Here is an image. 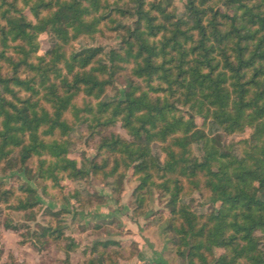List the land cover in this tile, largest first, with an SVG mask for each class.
Segmentation results:
<instances>
[{
  "label": "trees",
  "instance_id": "obj_1",
  "mask_svg": "<svg viewBox=\"0 0 264 264\" xmlns=\"http://www.w3.org/2000/svg\"><path fill=\"white\" fill-rule=\"evenodd\" d=\"M147 1L0 0V164L15 162L18 172L33 180L29 164L38 158L39 186L57 182L60 174L83 179L87 172L68 157L66 117H74V126L91 115L108 130L120 123L129 139L116 132L101 137L91 162L94 176L103 173L121 183L133 168L137 192L161 189L169 197L168 227L177 253L186 257L188 251L190 264H264L257 236L264 235V0H219L204 9L186 0L191 6L186 19L155 4L154 10L176 20L161 43L154 39L168 28L157 23ZM119 17L134 21L124 27L114 57L103 47L68 54L72 42ZM41 34L53 36L55 44L39 56ZM120 75L129 78L125 97L100 102ZM81 96L88 100L79 106ZM246 130L249 138L231 145L219 134ZM154 143L161 144L162 158L153 154ZM18 192L15 210L37 207L32 187ZM194 192L220 203L218 212L197 214L185 200ZM15 196L16 190L0 183V204ZM62 231L43 227L35 239L71 241ZM215 249L225 253L215 258ZM106 255L100 252L99 262Z\"/></svg>",
  "mask_w": 264,
  "mask_h": 264
},
{
  "label": "rangeland",
  "instance_id": "obj_2",
  "mask_svg": "<svg viewBox=\"0 0 264 264\" xmlns=\"http://www.w3.org/2000/svg\"><path fill=\"white\" fill-rule=\"evenodd\" d=\"M259 2L254 0L251 4ZM200 8L214 7L219 0H196ZM158 4L167 12L175 13L179 18H188L190 7L186 0H148L147 9L158 16L157 23H165L168 30L162 32L154 40L161 43L163 36H171L175 19L168 20L165 15L153 5ZM25 13L31 18L28 8ZM116 24H101L100 31L91 37L82 36L72 42L68 47V54L80 52L92 47H103L107 53H114L122 45L124 27L133 25V17H119ZM184 26L183 29L189 28ZM190 34V33H189ZM197 39L196 32H191ZM40 52L44 55L55 44V38L48 34L39 36ZM129 78L125 75L117 77L114 85L108 89L100 102L125 97ZM82 96L78 99L81 106ZM96 104L98 100H90ZM186 119L189 114L181 108ZM74 117L68 115L66 123L68 131L62 133L72 142L69 158L77 162L78 167L83 168L88 174L83 179L71 180L66 175L60 174L59 179H51L42 182L39 186L36 181L38 158L32 159L29 164L34 179L30 180L24 174L18 172L13 163L2 162L0 164V183L5 189L16 190V196L8 204H0V264H190L187 257L177 253L174 233L169 229L171 213L167 205L169 197L165 193L153 187L151 190L138 191L140 182L134 177V169L126 171L121 183L112 182L101 173L98 177L92 173L91 162L97 155V147L102 136L109 132H116L129 139L126 131L118 123L110 130L102 128L97 120L89 115L88 120L72 125ZM203 119L195 117L198 127H202ZM223 143L237 144L241 140L248 139L251 130L243 134L226 136L219 132ZM61 135V136H62ZM238 146V145H237ZM194 154L199 158L202 152L199 145L194 146ZM239 152L238 147L235 148ZM152 152L155 156H164L161 144L154 143ZM17 152L11 159L15 161ZM14 166V167H13ZM44 185L47 186L44 191ZM30 186L35 190V199L38 203L35 209L29 211H17L13 208L21 194L18 188ZM144 195V202L137 198ZM19 199V198H18ZM191 208L199 215L216 214L220 203H212L202 197L199 192H194L185 199ZM141 204V205H140ZM53 213L60 214L52 216ZM64 213V214H63ZM8 225L19 227L18 231L8 229ZM47 226H59L65 229L64 236L70 240L53 241L43 239L44 244L38 242L37 235L41 228ZM65 227V228H64ZM260 239V248L264 252V235L257 234ZM110 245L107 247L106 245ZM71 247V253H67ZM106 253L104 262H99L98 254ZM225 253L224 249H215L214 257L218 258ZM69 254V257H68Z\"/></svg>",
  "mask_w": 264,
  "mask_h": 264
}]
</instances>
